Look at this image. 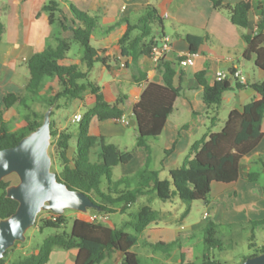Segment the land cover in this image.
Masks as SVG:
<instances>
[{
	"label": "trees",
	"instance_id": "trees-1",
	"mask_svg": "<svg viewBox=\"0 0 264 264\" xmlns=\"http://www.w3.org/2000/svg\"><path fill=\"white\" fill-rule=\"evenodd\" d=\"M224 1L213 0V3L216 8L230 11L231 21L235 25L249 27L250 13L255 6L253 1L242 0L233 6L225 4ZM70 8L71 20L67 18L60 1L49 0L43 6V11L48 13L49 22L53 26L49 42L43 51L33 54L27 62L30 75L25 94L7 93L3 102L5 109L17 105L29 109L30 100L45 91L44 102L48 109L55 107L61 99L83 100L88 92L95 97L93 107L81 115L76 131L68 128L58 130L55 129L53 120L51 123L52 137L56 138V155L62 164L61 171H55L58 180L65 182L71 189L88 194L97 204V207L92 208L93 214L108 217L110 213H125L141 196L149 193H155L164 201L175 196L185 201H207L215 183L231 184L241 177L249 181L260 179L259 170H250L247 175H243L241 164L263 137L264 77L252 84L256 95L244 109L232 110L220 131L210 132L206 137L196 141L183 164L170 170V178L162 179L160 171L151 167L150 141L159 140L167 119L174 112L175 100L180 94V87L174 85L177 70L165 58L157 62V68L162 74L161 81H150L133 109L137 147L147 151V159L134 174L113 179L114 167L129 163L133 159L134 151L122 150L117 144L107 142L105 137L92 135L90 125L95 116L100 120L123 119L128 97L119 93L115 102H109L102 87L90 80V71L95 63H102L108 67L107 51L96 48L92 43L93 35L101 32L98 18L72 3ZM258 8L261 11V20L254 33L244 36L247 43L244 57L248 60L254 59L255 65L264 73V0H260ZM123 21L127 22V30L120 39L122 53L131 55L134 60L141 54H151L152 47L158 40L151 37L147 41V38L152 35L155 25L162 26L164 22L158 8L150 4L135 23L126 19ZM120 22L108 27L104 33H110ZM135 30H139V34L132 36ZM4 31L5 27L0 20V36ZM67 31L71 32V37L64 35ZM186 37L191 45V54L196 53L203 38L192 34ZM73 41L83 47L81 63L86 66V70L81 69L79 63L66 62ZM231 72L235 75L234 70ZM196 78L199 85L204 88L203 100L209 107L211 124L215 126L219 121V109L224 93L235 87L229 76L223 80H216L213 84L208 83L204 72L197 73ZM53 113L54 111L51 117ZM34 114V119H29L20 128L13 129L0 109V149L16 145L43 123L45 112ZM74 139L76 151L70 156V143ZM99 142L102 146L101 152L98 160L93 162L91 152ZM251 164L261 165L264 169V156L252 160ZM9 186L10 182L5 179L0 181V219L11 216L19 206L16 199L8 197ZM50 212L52 215L49 217L40 219L41 212L37 217L36 225H40L41 231L45 227L62 228L68 221L64 213ZM159 216V210L150 204L143 205L138 210L135 221L129 223V227L133 228L135 233H130L125 228L109 226L97 218L92 220L77 217L69 231L64 230L47 236L38 251L30 256L21 257L12 264H48L52 252L57 249H77L74 264H108L115 253L122 255L120 264H143L139 254L132 250L133 247L139 246L141 240L140 245L150 248L153 254L160 251L170 257L175 250H180V261L184 264L187 258L186 247L193 246V238L197 237L194 235L196 230H200L202 234L200 245H204L205 248L201 264H226L206 252L212 247H220L224 239L225 234L217 222L211 220L205 226L191 231L190 237H180L171 242L151 243L141 238L143 231ZM229 226L239 233L244 226H251L253 230L257 226H264V219L232 223ZM16 244L6 251L0 264H7L6 258ZM262 252L264 246L249 256ZM249 256L244 257L242 262Z\"/></svg>",
	"mask_w": 264,
	"mask_h": 264
},
{
	"label": "crops",
	"instance_id": "crops-1",
	"mask_svg": "<svg viewBox=\"0 0 264 264\" xmlns=\"http://www.w3.org/2000/svg\"><path fill=\"white\" fill-rule=\"evenodd\" d=\"M67 1L66 5H62V7L69 20H71L72 13L67 5L75 1L77 4H74L77 7L98 18L99 30L103 31V34L99 32L98 36L94 38L93 45L107 51L108 67L102 64V67H99L102 76L99 81L94 80L93 82L102 87V91L109 102H115L119 93L126 94L128 97L125 104L126 114L123 119L120 121L100 120L95 116L90 125L92 135L105 137L107 142L118 144L119 147L117 140L121 143L128 126L132 125L134 106L140 100L148 83L152 80L161 81L162 78L152 54H141L134 60L131 55L122 53L120 39L127 30V22L123 20L126 19L135 23L150 4L156 6L163 17V25H155L153 33L147 38V41L151 37H155L158 42L164 36L171 39V49L165 59L170 61L177 70L174 85L180 87V94L175 100L174 112L167 119L163 132L159 140L156 141L161 144L164 157L161 156L151 167L159 170L160 174L162 171L170 172L171 169L180 167L182 165L180 163H183L188 156L191 146L210 132L220 131L227 119L222 124L218 122L220 130H214L218 123L215 126L210 123L209 107L203 100L204 88L197 81V73L204 72L208 83L213 84L217 80V73L222 72L225 77L229 76L233 87H235L224 93L218 117H220L222 110L227 111V115L232 110L242 111L245 105L256 95L252 84L261 81L264 77L263 71L255 65L254 59L248 60L244 57L247 47L244 36L254 33L261 20V11L258 8L260 0H252L255 6L251 10L250 25L247 28L235 25L231 21L230 11L216 8L213 0ZM240 1L242 0H225L224 3L233 6ZM46 3L47 1H43L37 7L35 0H0V20L5 27L4 33L0 36V65H4L1 67L4 72L8 71L9 78L14 73L13 69H10L6 63H11V60L27 63L33 54L43 51L49 42L53 27L49 22L48 13L43 11V6ZM119 21L121 22L110 33H104V30ZM138 34L139 30L132 32V36ZM188 34L201 36L203 41L198 46L194 63L183 66L180 64V60L182 57L191 54V45L186 37ZM64 35L71 37V32L67 31ZM4 41L7 45H4ZM232 70L238 72L239 75H233ZM241 77L245 79L241 80ZM11 92L23 94V92L12 90L7 93ZM87 96L81 100L79 108L80 110L85 108V110L77 112L75 115H82L95 104V100L87 104ZM134 127L136 128V124ZM262 131L261 141L241 164L243 175H247L250 170H259L261 175L264 174L261 165L251 164L252 160L264 156V119ZM154 144L151 143L152 151ZM101 147V142H99L92 149L91 160L93 162L98 160ZM146 159L147 151L144 148H138L129 163L121 164L124 168L123 175L134 174L145 163ZM151 163H153L152 157ZM258 182L259 180L249 181L241 177L231 184L215 183L209 195L212 199L208 197V200L204 202L211 210L210 213L216 210L217 204L224 198L237 203L244 199L255 203L257 198L259 199L257 195H254L258 189ZM215 187L219 188L216 194L214 193ZM263 191L262 188L261 192L263 193ZM263 198L259 200H264ZM181 227L161 226L157 221H154L143 231L141 237L151 243L171 242L184 237L185 233ZM193 229L195 228L187 227L186 231L189 233ZM77 252V249H57L52 252L50 261L57 254L55 264H59V261L69 254L70 259L72 258L69 264H74ZM60 255L63 256L60 257ZM49 262L48 264H50Z\"/></svg>",
	"mask_w": 264,
	"mask_h": 264
},
{
	"label": "rangeland",
	"instance_id": "rangeland-1",
	"mask_svg": "<svg viewBox=\"0 0 264 264\" xmlns=\"http://www.w3.org/2000/svg\"><path fill=\"white\" fill-rule=\"evenodd\" d=\"M35 1L36 6L38 5L37 7H39V4L43 3V1L48 2L49 0ZM59 1L62 3V5H66V2H68L67 0ZM67 6L71 11L70 5ZM98 34L99 32H97L96 35L93 37L92 43H94V38L97 37ZM3 43L4 45H7L5 44V41ZM82 56L83 47L78 42L73 41L72 48L68 52V59L66 62L79 63L81 69L86 70V66L81 63ZM6 65L10 69H13L12 71L14 74H12V80L8 77V71H3L1 66L4 65H0V109L4 111V116L10 121L11 127L13 129H17L20 128L22 124L25 123L27 120L34 119V113H46L49 108L46 109V104L44 102L45 91H42L41 95H37L30 100L29 109L18 105L10 109H5L3 102L4 94H6L9 90H12L14 92H23V94H25L26 84L30 75L29 68L25 61L18 63L16 60H11V63H6ZM99 67H102V63H95L94 68L90 71L89 78L91 81L100 80L102 75L101 71L99 70ZM103 71L106 72V70ZM87 95H89V92L85 95V97ZM94 100V96H87L86 102L87 104H89ZM80 106V99L59 100L57 102V105L52 108V111H54V113L51 117V121H54L55 129L64 130L68 128L70 130L76 131L79 126V123L75 120L74 115L77 112L85 110V108H83V110H80ZM227 116V111L222 110V113L219 117L221 119L218 122L222 124L227 118ZM214 130H220L219 123L218 126H215ZM136 131L137 129L132 124L128 126L126 134L124 135V137H122V142L120 143V141L117 140V143H119L120 148L122 150H130L134 151V153L138 150ZM55 142L56 138L52 137V143L49 152L53 160L52 169L56 172H60L62 169V164L56 155ZM150 143H155L153 146L154 150L151 153V157L153 160V163H151L152 165L154 164V162L160 159L161 156L164 157V153L161 149V144L156 142V140L155 142L150 141ZM75 151L76 139H74L70 143L69 155L72 156ZM123 169L124 168L121 165L114 167L113 179H117L123 176ZM169 174V171H162L160 177L162 179H167L170 178ZM4 179L10 182V185L17 184L20 182V177L16 173L8 175ZM257 185L258 189L257 191H255L254 195H257L260 199L263 198L264 193V191L263 193L261 192L262 188L264 189V174L260 176ZM218 191L219 188L215 187L214 193L216 194ZM259 199L257 198V201H255V203L250 202L247 199H244L239 203L235 201H229L225 198L224 200L220 199L221 201H219V203L217 204L216 210L213 211V213H210L211 210L208 209L209 207L202 200L185 201L180 199L178 196H175L170 200L164 201L158 198L155 193H149L147 195L141 196L125 213H110L108 214V217L103 216L100 218V220H102V222L106 223L109 226L125 228L126 231L130 233H135L134 229L129 227V223L135 221L137 212L143 205L150 204L154 209L160 211V216L156 220L159 225H172L173 227L182 226L181 229L185 233L184 236L186 237H190V235H192V232L190 230L189 233L188 231H186L187 227H193L197 229L205 226L209 221L212 220L218 223V225L220 226V230H222L225 235L223 236L224 239L221 241V246L212 247L209 250H206L207 254L217 259H220L226 264H241L244 257L254 254L257 250H260L261 247L264 246V226H257L254 230L251 226H244L242 230L238 233L235 232L233 227L229 226V224L245 223L252 220L264 219V202H261L264 200ZM64 214L67 216L68 221L62 228L45 227L41 231L39 224H35L33 227H31L26 233V239L24 241H19V243L16 244L14 249L7 256L6 263L12 264L19 258L30 256L32 253L38 251L40 249V245L47 236L55 233H60L64 230L69 231L72 226V222L75 218L81 217L92 219L93 211L91 208L88 212H82L74 209H66ZM51 215L52 214L50 211L43 210L41 211L40 219L44 217H49ZM195 229H193V231ZM194 235H197V237L193 238V246L188 248L186 247L185 251L187 254V258L184 264H191L192 262L195 264H201L202 262V256L205 252L204 245H200L202 241V234L200 230H196ZM252 235H254L253 238H251ZM140 242L142 243V240ZM251 243L253 244L251 245ZM140 244L139 246L137 245L133 247L132 250L139 254L143 264H181L180 250H175L172 253V256L167 257L160 251L158 253L153 254L150 248L141 246ZM62 256L63 255H60V257ZM56 258L57 254L52 257V260L49 263L55 264L57 261ZM70 260H72V258L70 259L69 254L65 255L63 259L59 261V264H69ZM121 262L122 255L119 253H115L113 257L109 260L108 264H120Z\"/></svg>",
	"mask_w": 264,
	"mask_h": 264
},
{
	"label": "water",
	"instance_id": "water-1",
	"mask_svg": "<svg viewBox=\"0 0 264 264\" xmlns=\"http://www.w3.org/2000/svg\"><path fill=\"white\" fill-rule=\"evenodd\" d=\"M52 108L46 111L43 123L36 130L16 145L0 149V181L13 173L20 177L19 183L7 189L8 197L16 199L19 206L11 216L0 219V260L17 241L26 239L27 231L36 224L41 211L62 214L66 209L88 212L97 207L88 194L58 180L52 169L49 152ZM241 264H264V252L247 257Z\"/></svg>",
	"mask_w": 264,
	"mask_h": 264
},
{
	"label": "built area",
	"instance_id": "built-area-1",
	"mask_svg": "<svg viewBox=\"0 0 264 264\" xmlns=\"http://www.w3.org/2000/svg\"><path fill=\"white\" fill-rule=\"evenodd\" d=\"M125 8V7H124ZM171 49V39L167 36L162 37L160 42H157L153 45L152 47V56L156 62H158L161 58H165L168 52ZM196 53L190 54L189 56L182 57L180 60V64L185 66V65H190L194 63V56H196ZM235 75L238 76L239 73L235 72ZM225 79V75L222 72L217 73V80H223ZM244 77H241V80H244ZM81 116L80 115H75V120L80 121ZM102 216H98L96 214H93L92 220L93 219H100Z\"/></svg>",
	"mask_w": 264,
	"mask_h": 264
}]
</instances>
